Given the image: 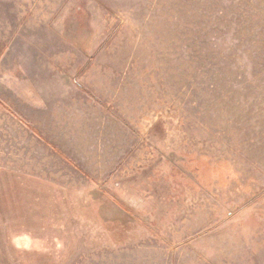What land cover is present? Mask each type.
Instances as JSON below:
<instances>
[{
	"label": "rangeland",
	"instance_id": "374dc122",
	"mask_svg": "<svg viewBox=\"0 0 264 264\" xmlns=\"http://www.w3.org/2000/svg\"><path fill=\"white\" fill-rule=\"evenodd\" d=\"M0 264H264V0H0Z\"/></svg>",
	"mask_w": 264,
	"mask_h": 264
},
{
	"label": "crops",
	"instance_id": "0c3cea01",
	"mask_svg": "<svg viewBox=\"0 0 264 264\" xmlns=\"http://www.w3.org/2000/svg\"><path fill=\"white\" fill-rule=\"evenodd\" d=\"M76 92H77L76 94H79L78 91H76ZM56 94L57 95L55 97L59 98L60 100H53L51 103L57 104L58 107H63V106H68V105H71V104H75L74 108L77 109V100L73 102V101L69 100L72 97H70L68 95L59 94V92H57ZM45 96L46 95H44L43 93L41 94V93H38L36 91L31 90L29 97H31L34 101H30V100L27 101V99L23 100V106H26V109H27V107H29L30 109L31 108L33 109V108H36V107L41 108L40 105L43 104L42 106H44V104L50 103V101L44 100V98H47ZM39 98L40 99L42 98V100L39 101ZM66 99H68V100H66ZM81 109H83V108L80 107V110ZM25 113H28V112H25ZM28 114H29L28 118L31 119V114L32 113L29 112ZM71 114L72 113H69V114L66 115V118H67L66 120L60 119L59 115H56L57 117H54V115H51L52 120H54L57 124L54 125L53 126L54 128L52 129V137H51V141L52 142L50 143V142L47 141V144L53 149V151L55 153H57V155L60 157V159L65 161L71 167L84 172V170L79 166L80 165V160H82L80 155H78L79 153H77L76 150L72 149L65 142V140H63L64 137L60 136V131L61 130L71 131V132L66 133L65 136H69V137L78 136V135L79 136H85V134H77L76 132H72V131H75V130H79L81 128L77 126L80 123V121H79V123L70 121V115ZM81 117H82V115L79 116V120L81 119ZM33 120H34L35 125H36V127L35 128L33 127V128L34 129H40L41 126L38 125V123H40V122L42 123L43 120L41 118H38L37 116H34ZM74 128H77V129H74ZM56 130H57V132H56ZM56 136H58V139H56ZM84 174L87 176L86 172ZM87 177L89 178V176H87Z\"/></svg>",
	"mask_w": 264,
	"mask_h": 264
}]
</instances>
